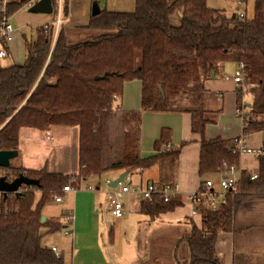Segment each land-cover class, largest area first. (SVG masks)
I'll list each match as a JSON object with an SVG mask.
<instances>
[{"label":"trees","instance_id":"16d2710c","mask_svg":"<svg viewBox=\"0 0 264 264\" xmlns=\"http://www.w3.org/2000/svg\"><path fill=\"white\" fill-rule=\"evenodd\" d=\"M27 1L13 0L7 14ZM51 2L56 14L58 2ZM61 9L66 15L67 0H62ZM175 13L180 16L177 24L171 19ZM89 27L108 33L69 45L62 26H39L34 39L24 36L23 64L0 66V150H17L21 127L78 125L76 181L158 166V181L173 185L181 146L167 148L170 133L163 128L153 142L155 153L143 157L142 113L186 112L191 115V131L201 136L199 173L214 174L223 162L230 165L239 159L232 139L204 137L218 111L205 109L203 83L227 61L243 63L251 85L247 114L255 119L243 127L241 136L264 131V0H256L253 15L244 18L210 8L206 0H136L131 12L101 10L90 18ZM105 73L109 75L95 80ZM129 81L141 83V108H114L115 98ZM240 99L238 93L237 104ZM262 150L258 178L251 180L244 173L229 204L204 212L199 228L192 224L185 238L187 264H221L218 234L234 232L236 213L252 198L264 195V146ZM15 168L1 170L37 179L39 185L19 195L0 194V264H64L63 256L42 246L41 239L43 230L54 234L64 229L65 213L41 221V212L63 187L73 185L72 177ZM180 205L178 198L164 202L155 196L151 202L141 201L140 213L154 219Z\"/></svg>","mask_w":264,"mask_h":264},{"label":"crops","instance_id":"0c3cea01","mask_svg":"<svg viewBox=\"0 0 264 264\" xmlns=\"http://www.w3.org/2000/svg\"><path fill=\"white\" fill-rule=\"evenodd\" d=\"M29 1V0H28ZM37 0H34L36 2ZM237 0H206L212 8L223 9L227 14L235 17L239 14ZM256 0H242L245 17L253 15ZM33 2V3H34ZM57 8L60 11L54 14L30 13L23 11L15 14L21 19L22 25H16V37H22L17 31H24L29 27L42 26L54 23L59 18L63 27L65 40L69 45L86 41H93L99 35L106 33L103 29L90 28L89 22L92 3L97 2L99 9L112 12H131L135 9L136 0H67V13L63 15L58 0ZM31 3L28 8L33 4ZM29 12V11H28ZM249 12V13H248ZM32 14V12H31ZM250 14V15H249ZM13 16V14H11ZM22 16H30V19ZM172 22L177 24L180 20L178 13L172 16ZM108 32V31H107ZM22 45L15 50H21L16 60L22 63L25 59V39L21 38ZM9 43V45H10ZM11 58V47L0 61ZM0 66H7L1 65ZM237 63L227 61L220 67L219 72H212L203 83L204 107L209 111H218L215 122L205 128V139L212 140L220 137L231 141L242 133L243 124L235 114L237 106V92L232 81V75ZM121 100V105H118ZM241 100V99H240ZM238 100V101H240ZM141 83L138 81L126 82L122 95L116 97L113 107L116 109L135 110L141 108ZM125 103V106H123ZM251 106V101L247 103ZM261 119V116H258ZM255 119V118H253ZM150 124V129H146ZM167 128L170 133L169 144L172 148L181 146L176 167L175 185L177 198L186 201V196L194 191L201 179L211 178L215 175H201L199 173V155L201 136L191 131V115L186 112H151L142 113L141 121V155L143 157L154 154L153 142L160 136L161 130ZM79 138L80 127L67 125H48L44 129L21 127L17 137V157L10 161V165L20 167L26 171L46 169L49 173L76 177L79 175ZM245 147L259 150L264 145V131L252 132L243 137ZM238 164L247 171H258L259 160L255 153H243L238 156ZM124 171H112L101 176H90L73 183L74 190L61 193L63 202L48 203L42 208L45 218H62V214L72 215L71 225L68 226L70 235L62 233L47 234L43 230L42 246H55L59 255L63 256L64 264H146L145 259H162L161 264H180L184 260L171 255L167 256L163 246L158 243L165 239L168 229L181 233L178 238L189 235L192 224L200 227V218L190 217L191 207L180 205L173 211L160 214L150 219L140 213L141 202L135 195L124 194L121 201L124 204L125 214L119 217L112 215L107 197L104 193L105 179L118 178ZM127 174H137L136 182L158 181V166ZM101 177V179H100ZM37 194L39 191H36ZM40 193V192H39ZM125 198L129 201L125 204ZM185 208V209H183ZM236 230L218 234L216 241L217 258L222 264H263L264 263V195L252 198L243 206L235 216ZM63 222V218H62ZM150 223L152 225H150ZM146 226L145 230H142ZM57 240L58 244L54 241ZM152 243H155L152 245ZM187 249V248H186ZM188 252V249H187ZM184 254V253H183ZM239 255L240 263L236 262ZM167 259L169 261L167 262ZM187 263V262H185Z\"/></svg>","mask_w":264,"mask_h":264},{"label":"built area","instance_id":"2783aa9c","mask_svg":"<svg viewBox=\"0 0 264 264\" xmlns=\"http://www.w3.org/2000/svg\"><path fill=\"white\" fill-rule=\"evenodd\" d=\"M13 0H0V58L5 57L6 51L8 49L9 43L13 40L14 34L16 32V27L11 23V15L7 14V7ZM34 0H29L26 6L33 3ZM237 8L239 11L238 16L241 18L245 17L244 5L242 0H237ZM58 12L60 11L57 8ZM60 19L55 21V26L59 25ZM232 81L235 84L237 94L247 95L251 97V85L247 82L246 75L244 72V64L238 63L237 67L233 73ZM250 101V100H249ZM249 101H239V104L235 107L236 116L241 119L243 126H246L250 121L253 120L252 115H248L246 109L248 110L247 103ZM232 143L235 145L233 152L238 156L243 153H255L258 157L263 155L262 148L255 151L251 150L244 145V140L242 136L234 137ZM264 146V145H263ZM170 148L171 145L166 146ZM245 169L239 166L238 163L227 164L223 162L221 168L214 174L218 177V182L216 183L211 178H202L199 186L186 196V203L191 207V216L202 217V214L207 211H217L223 206L229 204V196L235 192L237 188L238 181L246 173ZM249 174L251 180H256L258 178V171ZM0 175H6L8 179H12L13 176L7 175L5 171L0 168ZM114 180L111 178L105 179L103 182L104 193L107 197L110 211L113 216L119 217L125 214L124 204L121 201V197L124 194H130L135 196H140L145 202H151L153 197L158 196L162 198L164 202H169L172 199L177 198L178 192L176 185H169L161 183L159 181H145V182H135L132 180L130 174H125L117 185L112 188L109 186L110 182ZM75 182V178L72 177L70 182ZM73 185L68 184L62 188V193L74 190ZM32 190V187L22 186L19 189L20 193ZM3 192H0V194ZM13 194V193H12ZM62 194H56L53 197L54 203L63 202ZM201 219V218H200ZM72 215L67 213L63 216V223L66 225L61 231L63 235H70L71 231L68 226L71 225ZM50 250L55 254L59 255L55 246H51Z\"/></svg>","mask_w":264,"mask_h":264},{"label":"rangeland","instance_id":"374dc122","mask_svg":"<svg viewBox=\"0 0 264 264\" xmlns=\"http://www.w3.org/2000/svg\"><path fill=\"white\" fill-rule=\"evenodd\" d=\"M58 1V0H57ZM237 2V1H236ZM27 3H28V1H27ZM26 3V4H27ZM26 4L25 5H23V4H21L20 5V7L18 8V10H16L15 12H12V13H14L13 14V16L11 17V23L16 27V25H22V20L20 19H16V17H15V14H17V13H20V12H22L23 11V14L22 15H25V13H30V15H35V14H31V12H28V6H26ZM23 5V6H22ZM22 6V7H21ZM244 6H246V4L244 5ZM213 9H219V10H223V9H220V8H215V7H212ZM249 13V12H248ZM9 15H11V14H9ZM250 15V14H249ZM22 17H27V19H30V16H22ZM31 20V19H30ZM32 21V20H31ZM28 25V27L24 30V31H17V34H19L20 36H22L23 38H24V36H26V38L27 39H30V38H33L34 39V37H35V31H36V28L37 27H39V26H36V27H29L30 25H33V23H28L27 24ZM34 26V25H33ZM106 33H108L107 31H106ZM22 37H16L15 38V41L14 42H12V43H10V45H9V48L11 47V58H6V59H3V60H1L0 61V64L1 65H10V64H23V62H24V59H23V61H22V63H19V61H17L16 60V58H17V56H19L20 54H21V50H15L14 51V48H13V46H14V44L17 46V48L18 47H20L21 45H22V41H21V38ZM233 76V75H232ZM235 89H236V87H235ZM252 97V96H251ZM251 97L250 96H247V95H241V99L243 100V101H251ZM118 105H121V100H118ZM123 106H125V103H124V105ZM246 112H247V109H246ZM167 113H171V112H167ZM146 129H150V124H146ZM12 166V165H11ZM13 168H15L14 166H12ZM16 169V168H15ZM131 177H132V180L133 181H135L137 178H138V176H137V174H131ZM204 179H205V177H203ZM100 179H101V177H100ZM158 180V179H157ZM215 182L217 183L218 182V177H216L215 178ZM136 182V181H135ZM137 199H138V201H143L142 199H141V197L140 196H138L137 195V197H136ZM122 201H123V199H122ZM129 203V201L125 198V204H128ZM183 203V206L184 207H186V202L185 201H183L182 202ZM56 204H58V203H56ZM180 207V206H179ZM183 209H185V208H183ZM43 216V215H42ZM190 217H193L194 219H197L198 218V216H191V215H189ZM150 225H152L151 223H150ZM192 226V225H191ZM146 229V226H143V228H142V230H145ZM57 234V233H56ZM179 234H181V233H178L177 231H175L174 232V230H171V229H168L167 230V232H166V236H165V239H163L161 242H163V243H158V244H160V246H163L164 247V249H165V253H167V256L168 257H171V255L172 256H174V257H176V258H180V259H183L184 260V255H186V253H187V256H188V252H187V249H186V247H185V244H184V236H181V237H179L178 238V235ZM49 235H51V234H49ZM63 235V234H62ZM54 243L55 244H58V242H57V240H55L54 241ZM155 243H152V245H154ZM52 246V245H51ZM50 246V247H51ZM50 247H48V248H50ZM184 253V254H183ZM239 255H237L236 256V262H238V263H240V261H239ZM187 260H184L185 262H189V258L187 257L186 258ZM139 261H141V262H145L146 264H161V262H162V259H145V258H143V257H140V260ZM169 261V259H167V262ZM185 262H180V264H187V263H185ZM222 264V263H221ZM250 264H252V263H250ZM264 264V263H263Z\"/></svg>","mask_w":264,"mask_h":264},{"label":"water","instance_id":"95a60500","mask_svg":"<svg viewBox=\"0 0 264 264\" xmlns=\"http://www.w3.org/2000/svg\"><path fill=\"white\" fill-rule=\"evenodd\" d=\"M29 12L32 13H41V14H51L53 12V5L51 0H37L29 8ZM100 9L97 2L92 3L91 15L95 16L99 14ZM109 73H105L102 76H95V80L104 79ZM17 157V150H0V168H8L10 166V161ZM129 171H124L118 178L112 180L109 184L110 187L114 188L117 183L122 180L123 176ZM39 181L27 177L23 174H18L12 179H8L6 175H0V192L5 194H14L19 195V189L22 186L33 187L38 186ZM45 217H41V221H44Z\"/></svg>","mask_w":264,"mask_h":264}]
</instances>
